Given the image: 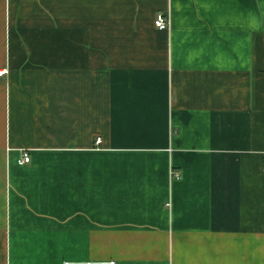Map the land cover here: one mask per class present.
Returning a JSON list of instances; mask_svg holds the SVG:
<instances>
[{"label": "crops", "instance_id": "obj_1", "mask_svg": "<svg viewBox=\"0 0 264 264\" xmlns=\"http://www.w3.org/2000/svg\"><path fill=\"white\" fill-rule=\"evenodd\" d=\"M0 71V264H264V0H0Z\"/></svg>", "mask_w": 264, "mask_h": 264}, {"label": "built area", "instance_id": "obj_2", "mask_svg": "<svg viewBox=\"0 0 264 264\" xmlns=\"http://www.w3.org/2000/svg\"><path fill=\"white\" fill-rule=\"evenodd\" d=\"M155 23H156V26H157L159 29H166V28L169 27V20H168L167 16L164 15V14H162V13H160V14L157 15V18H156ZM3 73H4V71H0V75H2ZM98 142L100 143V139H98ZM30 161H31V156H30V154H29L28 152H26V151H24V152L22 153L21 158L18 160V162H19L20 164H27V163H29ZM173 174L176 175L177 177H178V175H179L178 173H174V172H173Z\"/></svg>", "mask_w": 264, "mask_h": 264}]
</instances>
